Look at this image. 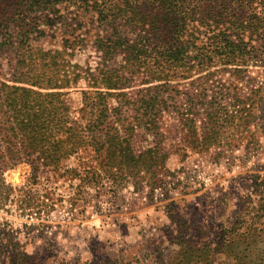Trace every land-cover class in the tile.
Wrapping results in <instances>:
<instances>
[{"label":"trees","instance_id":"16d2710c","mask_svg":"<svg viewBox=\"0 0 264 264\" xmlns=\"http://www.w3.org/2000/svg\"><path fill=\"white\" fill-rule=\"evenodd\" d=\"M70 7L79 27L63 31L61 47L34 44L46 35L40 25L59 23V13ZM10 25L18 28V37L8 79L13 83L0 82V205L15 189L5 180V170L28 164L29 182L34 183L40 173L69 171L72 159L80 158L87 146L100 155L90 183L99 182L100 169L117 186L123 179L132 183L119 173L144 182L140 173L153 175L167 167L169 151L156 143L137 152L132 136L141 123L159 134L161 113L172 101L187 130V144L196 150L214 147L223 154L236 134L241 141L264 132L255 113L258 106L264 111L263 85L242 94L229 78L207 73L190 82L179 104L181 92L168 78L179 69L189 71L195 61L209 64L217 55L228 64L249 56L264 59V0H0V51L14 43ZM89 25L95 33L87 39ZM247 32L256 36L255 43L244 39ZM204 36L214 44L212 50L200 45ZM84 47L99 54L96 66L73 61L76 49ZM223 70L232 76L240 69ZM139 72L147 74L143 83L148 85L132 98L124 89ZM83 80L91 88H81L75 102L62 89L78 87ZM158 81L163 82L153 83ZM124 104L136 105L138 123L123 122ZM21 173L18 168L9 178L18 182ZM37 262L21 250L9 255L0 250V264Z\"/></svg>","mask_w":264,"mask_h":264},{"label":"rangeland","instance_id":"374dc122","mask_svg":"<svg viewBox=\"0 0 264 264\" xmlns=\"http://www.w3.org/2000/svg\"><path fill=\"white\" fill-rule=\"evenodd\" d=\"M73 11V7L63 9L59 23H42L46 35L34 44L60 48L63 31L78 26ZM10 26L14 43L0 51V82L12 84L8 79L13 73L11 63L16 64L18 28ZM92 28L87 26V39L95 33ZM251 36L247 32L244 39L255 43L256 36ZM203 44L208 50L214 48L207 36ZM72 59L96 66L100 56L84 47L76 49ZM234 68L240 70L232 76L223 70ZM207 73L229 78L236 91L246 94L251 86H264V59L249 56L240 64H228L217 55L209 64L198 66L195 61L187 72L179 69L176 76L168 74L181 92L177 103L190 82ZM147 77L139 72L124 90L132 98L140 97L138 90L148 85L143 83ZM81 88L91 87L83 80L78 87L62 90L78 102ZM175 104L169 102L161 113L159 134L136 124L132 143L137 152L156 143L169 151L167 167L153 175L141 172L146 178L142 183H135L137 176L119 173L132 183L123 179L117 186L102 169H96L99 182L90 183L95 158L100 156L90 146L81 148L69 171L40 173L34 183L29 182L28 164L5 170V180L15 189L0 205V250L8 255L24 251L37 264H264V132L261 129L241 141L240 133L236 134L233 146L223 154L214 147L196 150L187 144V130L173 111ZM257 108L264 127V111ZM121 111L125 124L138 123L136 105L124 104ZM18 168L23 173L14 182L9 175Z\"/></svg>","mask_w":264,"mask_h":264}]
</instances>
